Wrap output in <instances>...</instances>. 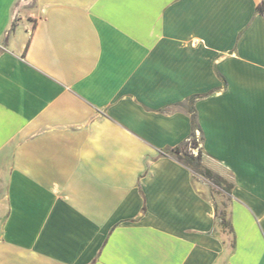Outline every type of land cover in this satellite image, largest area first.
I'll use <instances>...</instances> for the list:
<instances>
[{
  "label": "crops",
  "instance_id": "crops-1",
  "mask_svg": "<svg viewBox=\"0 0 264 264\" xmlns=\"http://www.w3.org/2000/svg\"><path fill=\"white\" fill-rule=\"evenodd\" d=\"M261 6L0 0V264H264Z\"/></svg>",
  "mask_w": 264,
  "mask_h": 264
},
{
  "label": "trees",
  "instance_id": "trees-1",
  "mask_svg": "<svg viewBox=\"0 0 264 264\" xmlns=\"http://www.w3.org/2000/svg\"><path fill=\"white\" fill-rule=\"evenodd\" d=\"M259 10L264 12L263 6L259 7ZM210 93L205 95H196L190 99L191 104H193L197 99L208 96ZM193 132L189 139L182 143L181 145L165 152L166 154L175 156L181 163L188 167L195 177H202L209 181L213 186L218 188L219 193L226 197L227 203H223L221 206L215 203L216 216L220 220V224L224 229L233 232L230 220H229V201L232 197V191L234 188V183L228 181L223 176L213 172L208 168L204 162L205 152L202 147L204 140L203 131L197 120V113L194 108H191ZM199 132V136L197 135ZM201 136V137H200ZM197 148L198 153L194 154L188 149Z\"/></svg>",
  "mask_w": 264,
  "mask_h": 264
},
{
  "label": "rangeland",
  "instance_id": "rangeland-1",
  "mask_svg": "<svg viewBox=\"0 0 264 264\" xmlns=\"http://www.w3.org/2000/svg\"><path fill=\"white\" fill-rule=\"evenodd\" d=\"M201 137V136H200ZM195 149V153H194V150ZM194 149H188V150H190L191 152L193 151V153L194 154H197L198 153V150H197V148H194ZM203 162H204V158H203ZM198 178V177H197ZM211 194H212V196H213V198H215V200L217 201V203L221 206L223 203H227V200H226V197L225 196H223L222 194H220L219 193V189L218 188H216L215 186H213L212 184H211Z\"/></svg>",
  "mask_w": 264,
  "mask_h": 264
},
{
  "label": "built area",
  "instance_id": "built-area-1",
  "mask_svg": "<svg viewBox=\"0 0 264 264\" xmlns=\"http://www.w3.org/2000/svg\"><path fill=\"white\" fill-rule=\"evenodd\" d=\"M7 50V45L3 42H0V53ZM199 136V132L197 134ZM195 153V149L193 150Z\"/></svg>",
  "mask_w": 264,
  "mask_h": 264
}]
</instances>
